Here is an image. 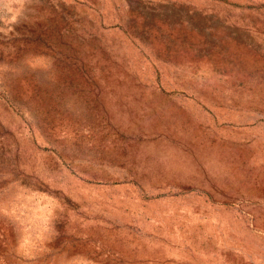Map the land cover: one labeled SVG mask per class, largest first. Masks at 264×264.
<instances>
[{
    "label": "rangeland",
    "instance_id": "rangeland-1",
    "mask_svg": "<svg viewBox=\"0 0 264 264\" xmlns=\"http://www.w3.org/2000/svg\"><path fill=\"white\" fill-rule=\"evenodd\" d=\"M0 264H264V0H0Z\"/></svg>",
    "mask_w": 264,
    "mask_h": 264
},
{
    "label": "crops",
    "instance_id": "crops-1",
    "mask_svg": "<svg viewBox=\"0 0 264 264\" xmlns=\"http://www.w3.org/2000/svg\"><path fill=\"white\" fill-rule=\"evenodd\" d=\"M151 103H155L154 101H152ZM220 104H223L221 106H224V107H228L229 105L226 103V101H220ZM153 105V104H152ZM150 105V106H152ZM178 105V104H176ZM179 106V105H178ZM167 137V134L165 133H157L154 135V139L156 140H162L164 138ZM227 142V140H225V143ZM229 142L231 143V141L229 140ZM180 145H181V148L184 149V152H187L189 154L192 153V146L190 144H187L186 142L184 141H179ZM214 143H211L209 145H212ZM231 150V149H230ZM225 152H228L226 150V147H225ZM224 152V153H225ZM177 153V152H176ZM201 153V152H200ZM217 153H221L220 151H218ZM229 153L231 154L232 153V150L231 152L229 151ZM197 154H199V152H197ZM232 165V164H231ZM196 169H197V173H193V174H187L186 172H184L185 170L181 171L183 172V174H180L179 172H177L176 174L174 173V168L173 166H166L165 170H163V172H159L161 173V177H165L167 179H169L171 177V175L173 177H176V180L179 181L177 184L181 187H184V188H190V187H196L198 186L197 183L195 182L196 179H199V178H204L206 180H212V181H215L214 179V176H213V173L210 174L208 169H209V166L208 165H204L203 163L201 162H198L197 165L195 166ZM208 168V169H207ZM226 171H228V168L225 169ZM233 168L231 166V168H229V171H232ZM198 171L200 173H198Z\"/></svg>",
    "mask_w": 264,
    "mask_h": 264
}]
</instances>
